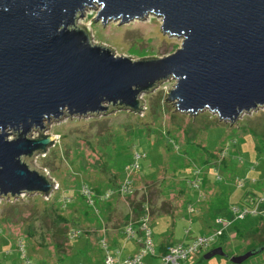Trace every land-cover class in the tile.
I'll return each instance as SVG.
<instances>
[{
  "label": "water",
  "instance_id": "water-1",
  "mask_svg": "<svg viewBox=\"0 0 264 264\" xmlns=\"http://www.w3.org/2000/svg\"><path fill=\"white\" fill-rule=\"evenodd\" d=\"M96 3L93 21L104 24L161 16L162 31L181 36V47L134 59L93 43L76 21ZM170 77L176 83L166 99L182 114L209 111L233 124L264 108V0H0V195L47 197L56 188L30 163L56 141L43 134L46 122L114 109L142 115V93ZM263 250L229 259L241 264ZM217 255L228 256L218 246L204 258Z\"/></svg>",
  "mask_w": 264,
  "mask_h": 264
},
{
  "label": "rangeland",
  "instance_id": "rangeland-1",
  "mask_svg": "<svg viewBox=\"0 0 264 264\" xmlns=\"http://www.w3.org/2000/svg\"><path fill=\"white\" fill-rule=\"evenodd\" d=\"M94 6H87L83 16H79L76 21V25L88 27L93 43L107 45L117 54L131 56L134 59L154 55L163 57L181 47L182 37L162 31V17L155 13L124 24L120 23V19H110L104 24L102 21H93L101 8L98 3ZM175 83L176 79L170 77L154 90L142 93L143 107H146L141 111L142 115L140 112L127 109H114L113 112L98 116L66 115L60 120H52L49 124L46 122L47 127L43 134L55 135L56 141L48 147L45 154L35 153L33 156L35 159L30 163H34L33 166L37 168L45 169L48 177L57 185L47 197L46 193L40 192L22 193L12 201L10 196L5 198L0 195V264H5L4 260H14V264H35L36 262L31 263L32 260L28 263L23 257L21 244L25 245V252L30 259L35 260L39 255L41 257L44 253L52 252L55 254L53 258L57 259L54 264L66 261L68 258L60 257L62 256L60 254L66 252L62 243L65 241L66 244L80 235V228L86 224V218L87 222L95 220V217L91 215L87 217L83 213L87 209H95L86 203L81 193L84 181L100 192L97 194L114 189L113 196L121 195V199L116 200L117 213L121 216L128 212L133 213L134 215L130 214L134 217L132 221L139 220L135 211L141 208L143 203H147L155 243L156 236L159 235L153 226L154 218H159L161 213L174 208L173 195H178L179 190L181 195L184 194V197L196 203L201 200L217 206L216 194L210 191L217 188L223 193L217 197L221 196L219 201H222L220 204L221 208H224V216L230 213L231 196L235 191L257 189L261 193L264 192V108L245 113L233 124L221 121L209 111L197 115H182L175 110V103L166 99L168 91ZM39 134V130H33L30 135L39 137ZM145 139H148L149 143ZM135 143L141 145L137 149L146 155L141 160V165L146 171L140 169L132 172L131 177L133 173L142 176L147 172L150 176L147 174V179L134 183L131 194H122L119 187L125 178L121 181L118 178L128 175L124 172V167L133 157L135 146L137 147ZM160 144L163 148H166L164 146L171 148L167 149L169 153H164L166 161L161 155L156 156ZM196 170H200L198 189L190 183V180L198 177L195 174ZM148 179L150 181H147ZM242 180L245 183L240 186ZM97 183L104 185L109 183L113 186L99 190L93 185ZM199 194L200 200L197 198ZM245 196L240 195L238 201H232V205L243 204ZM68 198L71 201H68ZM99 201L100 199L96 198L97 205ZM192 207L194 208L191 212L188 210L189 217L185 216L189 223L193 222L191 218L196 212V207ZM216 215L217 213L215 217ZM251 217L250 215L246 219L235 220L233 227L255 226L258 220ZM212 219L213 214L209 220ZM156 227L159 229V226ZM181 231L185 234L186 240L182 238L176 243L188 242L200 236L192 238L198 234L193 225L192 229L187 226ZM212 232L214 230L202 235H209ZM228 236H221L209 250L223 246L226 253L240 255L250 246L259 245L253 239L239 236L232 239ZM77 239L81 241L82 237ZM110 248L112 252L120 250L112 249L111 245ZM101 251L105 255L102 246ZM50 254L48 256H52ZM196 257H191L184 264H194ZM204 262L231 264L229 258L219 255L209 260L205 259ZM241 264H264V250Z\"/></svg>",
  "mask_w": 264,
  "mask_h": 264
},
{
  "label": "crops",
  "instance_id": "crops-1",
  "mask_svg": "<svg viewBox=\"0 0 264 264\" xmlns=\"http://www.w3.org/2000/svg\"><path fill=\"white\" fill-rule=\"evenodd\" d=\"M145 140H147L149 143L148 139H145ZM139 143H140V141H139ZM139 143L138 144L135 143L137 145V147L135 146V150H138L139 149L138 147L141 146ZM154 143H156V141L153 142V144ZM160 145L161 146L157 150L158 153L156 152V156H158V154H159L162 156L163 160L165 159V161H166L167 159L165 158L164 153L168 152L167 149H171V148L167 147V146H164L166 148H163L162 144H160ZM161 148H163V149H161ZM144 156H146L145 153H144ZM140 169H143V171H146L143 166ZM124 172H125V170H124ZM147 174L149 177L150 173L147 172ZM147 174L143 173L142 176H140L139 174L133 173L132 177L134 179V183L137 184L142 179H147ZM126 176L127 175H124L123 178H121V177L118 178L119 181H121V179L126 178ZM147 181H150V179H148ZM93 185L99 190H101L102 188H105V187H106L105 189H107V187L109 188V187L113 186V185H110L109 183L105 184V185H104V183H97V184H93ZM105 189H103V191ZM94 190L96 192H99L96 189H94ZM180 191L181 190H179L178 195H173L174 200L172 203H173V205H175L174 208L170 211L161 213L159 218H157V217L154 218L153 226L158 230V235H159V236H156V250H157V254H159V255H160L163 247H165L166 245L181 241L180 239H182V238H184L183 240H186V236L184 234L185 230H184V233H182V231H181V230H183L184 227L189 226V228H191V229H192V225H193V227H195L198 234H196L192 237V238H194L198 235L206 234V233L211 232L214 229H216L218 227V224L216 223V219L219 216H224V212H223L224 208H221V204H220L222 201H219V198L221 196L217 197L218 195H221L223 193H221L219 190H217V188L210 190L216 194L215 199L217 200V202H216L217 206H212L209 204V202L201 201L200 200L201 199L200 194H199V197L197 195V198L200 201H197V203H196L192 199H188V198L184 197V194L181 195ZM249 192L261 193V191H258L257 189H248V191H246V192H241L240 190H237L231 196L230 206H232V204H233L232 201H235V200L238 201L240 195L244 194V196H245ZM120 196L121 195L116 194V195L112 196L110 199H108L107 201L100 199V201H99L100 203L98 205L96 204L97 206L92 207L95 209H87V210L83 211V213L86 214L87 217L91 215V216L95 217V220H90L87 222V218H86L85 219V222H86L85 225H87V224L88 225L85 226V225L80 224L83 226L82 228H80V230H81L80 235H78L75 239L74 238L71 239L70 242H66V244H65V241L62 243V246L64 249H66V252H64V254H60V255H62L60 257L61 258L65 257L68 259L66 261L64 260V262H62L60 264H103L104 253H102V251L100 252L101 241L103 239L106 240L109 248L111 245L112 249H115V250L120 249L122 253L120 252V250H118L116 252H118L122 257L134 255V254L139 252L140 247H141L140 242L136 238H130L124 232V228L126 227L127 222L132 221L131 220L132 218L134 219V217L132 216L134 214L128 212L126 215L121 216L120 214L117 213V207L116 206H117L118 201L116 202V200L121 199ZM233 197L235 199L232 200ZM192 206L196 207V212L195 213L193 212L194 215L192 216L193 218H191L193 220V222L191 223V221H190V223H189L188 218H186L185 216L187 215L189 217V215H188L189 211L188 210H190V212H191L192 210L190 209V207H192ZM192 208H194V207H192ZM135 212L137 214V210ZM215 213H217L216 217H215ZM130 214H132V215H130ZM211 214H213V219L210 221L209 219L211 218ZM251 218H254V217H251ZM134 223H136V224H134V226L136 228H138L137 222L134 221ZM156 226H159V229ZM229 229H230V233L228 234ZM226 234H227V236L229 235L228 237L232 238V239H235V237L237 236L236 229L233 226H230L227 228L225 235ZM78 237L79 238L82 237V239H80L81 241H77V240H79V239H77ZM206 253H204V254H206ZM40 254H42V253H40ZM49 254L44 253L41 257L39 255L38 258L35 260H33V258H31V260H32L31 263L36 262L35 264H54L57 259L53 258L54 253L51 252L50 255H52V256H48ZM196 256L197 257L194 261V264L197 262H198L197 264H205L204 260H201V258L203 257V254L202 255H196ZM4 261H5V264H14V262H15L14 260H4ZM158 262H159L158 257H149L148 256L145 258L146 264H159ZM219 264H223V263L219 262ZM225 264H227V263H225Z\"/></svg>",
  "mask_w": 264,
  "mask_h": 264
},
{
  "label": "built area",
  "instance_id": "built-area-1",
  "mask_svg": "<svg viewBox=\"0 0 264 264\" xmlns=\"http://www.w3.org/2000/svg\"><path fill=\"white\" fill-rule=\"evenodd\" d=\"M223 154H225V152ZM143 157V153L135 150L131 161L125 165L124 170L128 175L119 187V191L122 194L129 195L133 192L134 179L131 177V173L140 170ZM195 174L198 177L190 180V183L195 189H198L200 188V170H196ZM218 178L220 177L218 176ZM244 183L245 182L242 180L239 185L243 186ZM81 193L85 197L86 203L89 206L95 207L97 204L96 198L107 200L113 196L115 190L107 189L105 192L97 194L94 188L84 181L81 185ZM68 201H71L70 198H68ZM190 209H192V207H190ZM229 212L228 216H219L216 219L218 227L211 234L200 235L194 240L170 245L165 253L159 255L156 250L154 232L150 225L151 214L149 212L148 204H146L143 207V213L140 219L136 221L139 225L138 228L134 226V221L128 222L124 228V232L127 236L130 238H136L141 243L139 252L134 255L122 257L118 252H112L108 247L106 240L103 239L101 241V246L105 250L103 264H146L145 258L148 256L158 257L160 260L159 264H184V262H187L191 257L202 255L209 250L215 243H217L218 239L226 233L227 228L233 226L235 220L246 219L250 215L252 217L264 216V192L261 194L249 192L246 194L243 204L232 205ZM76 232L80 233V231ZM77 233H74V235ZM20 248L23 257L28 263H30L31 259L24 249L25 245L21 244Z\"/></svg>",
  "mask_w": 264,
  "mask_h": 264
},
{
  "label": "trees",
  "instance_id": "trees-1",
  "mask_svg": "<svg viewBox=\"0 0 264 264\" xmlns=\"http://www.w3.org/2000/svg\"><path fill=\"white\" fill-rule=\"evenodd\" d=\"M146 204L143 203L141 208L137 209V218L140 219V217H141V215L143 213V207ZM256 218H257L258 222L253 227H248L247 228L244 225H242V226H238V225L234 226V228L236 229L237 236H239L241 238L253 239V240H256L258 242V244H259L258 246L257 245L256 246H250L247 249V251L248 250L258 249L260 247H264V216H257ZM223 236H225V234ZM172 244L173 243L163 247L161 252L165 253L167 251L168 247H170V245H172ZM232 255H234V254L233 253H229L228 256H226V257L229 258ZM201 260H205V258L202 257ZM231 264H234V263L231 262Z\"/></svg>",
  "mask_w": 264,
  "mask_h": 264
},
{
  "label": "clouds",
  "instance_id": "clouds-1",
  "mask_svg": "<svg viewBox=\"0 0 264 264\" xmlns=\"http://www.w3.org/2000/svg\"><path fill=\"white\" fill-rule=\"evenodd\" d=\"M208 252V251H207Z\"/></svg>",
  "mask_w": 264,
  "mask_h": 264
}]
</instances>
